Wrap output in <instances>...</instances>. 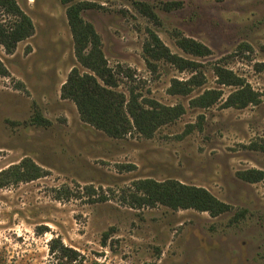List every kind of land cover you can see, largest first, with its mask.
I'll return each instance as SVG.
<instances>
[{
	"label": "rangeland",
	"instance_id": "374dc122",
	"mask_svg": "<svg viewBox=\"0 0 264 264\" xmlns=\"http://www.w3.org/2000/svg\"><path fill=\"white\" fill-rule=\"evenodd\" d=\"M34 28L12 54L0 45V171L30 159L37 180L0 190V264H264V0H76L99 35L116 90L142 104L180 106L175 121L150 138L132 131L111 138L82 122L61 87L75 60L59 0H15ZM177 3L170 11L165 3ZM148 5L153 23L136 9ZM0 21L10 17L0 11ZM155 33L169 51L200 65L182 71L163 61L147 65L143 45ZM178 36L211 51L198 58L176 46ZM231 71L258 94V103L223 108L235 87L220 85L214 67ZM201 78L187 95L171 94L173 80ZM221 91L209 108L191 101ZM39 115L41 123L34 122ZM140 181L200 188L229 210L211 217L192 209L140 206ZM54 244L53 253L50 245ZM59 243L74 251L62 257Z\"/></svg>",
	"mask_w": 264,
	"mask_h": 264
},
{
	"label": "trees",
	"instance_id": "16d2710c",
	"mask_svg": "<svg viewBox=\"0 0 264 264\" xmlns=\"http://www.w3.org/2000/svg\"><path fill=\"white\" fill-rule=\"evenodd\" d=\"M66 5V18L73 41V51L76 62L88 72L81 73L73 68L61 87V98L74 103L82 122L101 131L111 138H123L132 131L144 138H150L155 131L168 123L175 121L182 115L180 106L164 107L152 100L142 104L138 95L130 90L129 96L116 90L117 83L113 71L107 66L102 53V44L99 35L93 26L84 21L82 12L94 9L91 3L76 2V0H59ZM178 4L165 3L163 10L170 11ZM136 9L153 23H157V16L144 3H136ZM0 11L10 17V21H0V45L7 54H12L21 41L33 35L34 28L30 18L17 6L15 0H0ZM176 46L185 54L204 58L211 55L205 45L182 36L176 39ZM143 54L147 65L155 70L153 62L163 61L172 65L180 72H198L200 65L196 62L183 59L169 51L158 36L149 31L143 45ZM259 72L264 71V62L255 65ZM214 75L220 85L235 87L223 103V108H244L250 104H257L258 94L245 83L243 79L223 67H214ZM0 76H7V70L0 61ZM201 85L198 75L186 81L173 80L169 88L171 94H189L193 88ZM222 96L221 91L207 90L191 101L193 107L209 108ZM34 122L40 124L41 117L36 115ZM43 176V171L30 159H23L0 171V190L19 183H27ZM238 177L249 183L264 182V174L256 170L241 172ZM136 189L140 196L134 195L135 204L153 207L157 204L172 210L192 209L206 212L211 217L219 216L229 210L228 206L217 201L203 189L188 187L177 182L155 183L140 181ZM50 245V252L54 251V244ZM62 257L75 254L74 251L59 243Z\"/></svg>",
	"mask_w": 264,
	"mask_h": 264
}]
</instances>
